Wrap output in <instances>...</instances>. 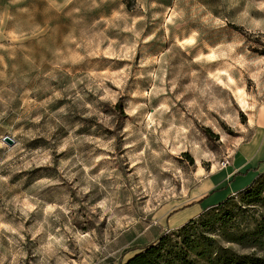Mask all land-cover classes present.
Listing matches in <instances>:
<instances>
[{"label":"rangeland","instance_id":"rangeland-1","mask_svg":"<svg viewBox=\"0 0 264 264\" xmlns=\"http://www.w3.org/2000/svg\"><path fill=\"white\" fill-rule=\"evenodd\" d=\"M207 2L0 0V264H123L161 236L195 264L264 256L243 237L264 187L167 222L264 134V0H217L215 22Z\"/></svg>","mask_w":264,"mask_h":264},{"label":"crops","instance_id":"crops-1","mask_svg":"<svg viewBox=\"0 0 264 264\" xmlns=\"http://www.w3.org/2000/svg\"><path fill=\"white\" fill-rule=\"evenodd\" d=\"M46 1L51 5H64V7H66L73 0ZM207 5L210 9L209 15L212 17L211 20L215 22L217 19L216 17L218 16L216 13L217 0H208ZM29 6L35 7L37 5L30 4ZM231 10L232 9H228L227 12L229 13ZM224 11L226 12V10ZM31 13L33 14L34 11H31ZM224 17L221 18L222 21L227 23L235 22L233 19L229 18V16ZM263 119L264 109L260 112L259 120L261 124H258V128L261 127L264 131ZM256 134L257 128L246 144L250 143ZM256 143L257 139L253 140L248 145L249 148L244 149L240 155H238L236 151L229 166L222 167L220 170L201 178L197 186H195V188L189 193L191 201L185 206L176 209V211L168 216L167 222L170 226L169 229L179 228L189 220L199 216L205 210L220 204L230 196L238 194L251 185L258 176L264 174V134L261 138V142L258 143V145H260H257L258 148L255 147ZM136 253L137 251H134L126 261Z\"/></svg>","mask_w":264,"mask_h":264},{"label":"trees","instance_id":"trees-1","mask_svg":"<svg viewBox=\"0 0 264 264\" xmlns=\"http://www.w3.org/2000/svg\"><path fill=\"white\" fill-rule=\"evenodd\" d=\"M235 29H240L239 26H234ZM261 174L254 182L247 188L239 192L241 200L259 201L264 187V180ZM237 195V194H236ZM235 195L228 197L220 204L209 208L202 212L199 216L189 220L178 231L187 232L193 228L197 223V220L205 221L206 216L214 214L216 211L226 206L227 204L235 200ZM263 199V198H262ZM211 211L210 213H208ZM200 218V219H198ZM243 237L254 239V241H260L264 238V220L256 224L252 230H248L243 234ZM169 238L167 236H161L153 243L140 249L133 257L123 264H195L193 260L189 258L188 254H182L180 250L176 252L172 251L173 244H167ZM199 257L204 255L199 254ZM208 264H264V256H259L255 252L252 253H238L230 248H222L217 252V256L212 260H207Z\"/></svg>","mask_w":264,"mask_h":264},{"label":"clouds","instance_id":"clouds-1","mask_svg":"<svg viewBox=\"0 0 264 264\" xmlns=\"http://www.w3.org/2000/svg\"><path fill=\"white\" fill-rule=\"evenodd\" d=\"M260 7L261 8H264V4H261L260 5ZM218 23H219V21H218ZM257 27H259V24L257 23ZM262 31H264V29H261ZM179 42V41H178ZM184 43H193V41L192 40H188V41H185ZM163 107V106H162ZM42 162H44V161H42ZM0 179H3V178H0ZM85 191H87V189H85ZM34 207H35V205H33V204H30V203H28L27 202V200H25L24 202H23V206H22V211L25 213V215L28 213V212H30L31 210H33L34 209ZM101 207H103V205H101ZM51 209L49 208V209H46V212L47 211H50ZM0 229H7L8 231H11V232H16V229L15 228H12L10 225H7V224H0ZM79 238V237H78ZM14 259H15V257H14Z\"/></svg>","mask_w":264,"mask_h":264},{"label":"built area","instance_id":"built-area-1","mask_svg":"<svg viewBox=\"0 0 264 264\" xmlns=\"http://www.w3.org/2000/svg\"><path fill=\"white\" fill-rule=\"evenodd\" d=\"M231 162H232V158L230 155H228L227 157L224 158V161L222 163L223 167L229 166L231 164Z\"/></svg>","mask_w":264,"mask_h":264},{"label":"water","instance_id":"water-1","mask_svg":"<svg viewBox=\"0 0 264 264\" xmlns=\"http://www.w3.org/2000/svg\"><path fill=\"white\" fill-rule=\"evenodd\" d=\"M5 142L12 145L14 143V140L10 136H6L3 138Z\"/></svg>","mask_w":264,"mask_h":264}]
</instances>
